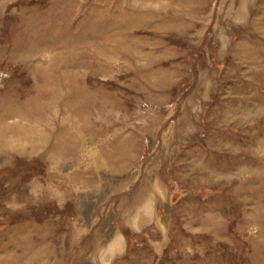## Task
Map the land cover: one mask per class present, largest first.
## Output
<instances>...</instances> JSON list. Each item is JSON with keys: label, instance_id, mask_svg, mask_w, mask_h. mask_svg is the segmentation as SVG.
I'll return each mask as SVG.
<instances>
[{"label": "rangeland", "instance_id": "374dc122", "mask_svg": "<svg viewBox=\"0 0 264 264\" xmlns=\"http://www.w3.org/2000/svg\"><path fill=\"white\" fill-rule=\"evenodd\" d=\"M0 264H264V0H0Z\"/></svg>", "mask_w": 264, "mask_h": 264}]
</instances>
